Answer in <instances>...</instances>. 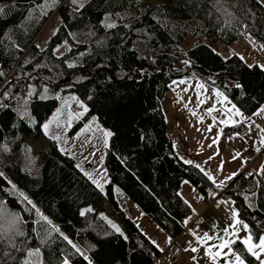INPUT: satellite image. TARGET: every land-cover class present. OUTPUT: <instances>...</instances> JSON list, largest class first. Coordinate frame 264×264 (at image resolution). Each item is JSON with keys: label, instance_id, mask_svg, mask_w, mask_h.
Here are the masks:
<instances>
[{"label": "trees", "instance_id": "trees-1", "mask_svg": "<svg viewBox=\"0 0 264 264\" xmlns=\"http://www.w3.org/2000/svg\"><path fill=\"white\" fill-rule=\"evenodd\" d=\"M54 1L0 0L4 9L0 12V84L10 74L0 94L12 97L5 100L0 95V103L8 105L0 108V137L4 138L0 205L21 219L24 236L13 237L16 247L40 248L32 264H61L62 255L69 256L71 264H86L62 239L63 233L93 264H153L161 252L127 217L114 190H120L166 237L177 240L193 214L179 195L184 183L198 197L215 193L234 202L239 219L250 226L257 241L264 233V175L240 174L224 190L215 187L200 170L175 155L161 101L172 82L199 79L209 90L225 94L246 116L261 108L263 69L237 55L223 59L204 41L186 52L181 44L192 38L229 46L250 37L264 50V7L257 0ZM54 13L60 25L40 50L34 41ZM64 42L70 49L56 56L54 50ZM30 87L40 94L46 87L52 98L28 97ZM68 96L87 108L69 135L93 121L112 133L103 158L108 179L104 193L55 140L43 135V124L59 107L57 98ZM246 131L244 124H236L224 128L223 135ZM30 137H44L46 149L33 155L26 143ZM106 202L123 233L103 215ZM234 247L242 249L239 242ZM5 252L16 260L4 256ZM23 256L0 236V261L17 264ZM246 264L258 262L247 255Z\"/></svg>", "mask_w": 264, "mask_h": 264}, {"label": "rangeland", "instance_id": "rangeland-1", "mask_svg": "<svg viewBox=\"0 0 264 264\" xmlns=\"http://www.w3.org/2000/svg\"><path fill=\"white\" fill-rule=\"evenodd\" d=\"M158 2L159 0L147 1V3L149 4H155ZM53 3L55 4L56 2L54 0H51V4ZM59 25L60 18L56 13H54L48 18L45 25L39 31L34 41L35 46L39 45L38 49H44L50 37L55 33ZM203 41L206 42L209 47L223 59H227L232 55H237L246 64L250 66L258 65L261 69L264 70V50L259 45H257L250 37H245L234 41L229 46H224L217 40H209L207 42L205 40L195 41L192 38H187L181 44V49L182 51L186 52L188 49L192 48L196 44L202 43ZM56 49H59V51H54V54L56 56H61L70 49V44L68 42H64ZM181 64L184 65V63ZM16 93L18 94L17 91ZM42 94L45 97L44 99L52 98V95L46 93ZM57 99L59 100V107L53 113L51 118L43 124L48 125L47 129H44L42 127L43 135L46 138L55 140L58 144L59 149L75 160L77 166H79L78 168L83 174L85 172L91 174L92 179L97 180L100 184V187H97L92 183V180H90L87 176L86 177L101 193H104L105 186L108 183V179L106 177V172L103 166V159L101 158H104L105 149L109 141V136L106 137L104 135V132L109 131L103 127L98 126L96 122L93 121L83 126L74 135H69V131L72 128L73 124L80 118L82 114L86 112L84 110L85 105L74 96L58 97ZM212 102L213 104L220 103L217 98L213 99ZM81 105H83L84 107H81ZM252 115L254 116V114ZM256 116H258L257 118L260 119L259 122L264 121V112H259V114L255 115L253 118H255ZM236 124L244 123L237 122ZM172 135L175 137V132L172 133ZM44 137L38 139L30 137L27 139L26 143L28 144L29 149L33 155H38L46 149L47 144ZM263 161L264 159L261 157V159H259V162H261L262 164ZM101 174H103L102 178ZM114 192L116 200L118 201L120 207L126 213L127 217H129L131 221L135 223L136 227L151 242L156 241L157 243H160L158 241H160L159 239L163 237V239H161L163 242L161 244L162 246L165 242L164 233L150 220L149 217L144 215L131 200L124 197L120 190L115 188ZM179 195H181V197L190 204L193 210L191 219L196 218V216L199 215L203 210V208L200 207L201 210L199 209L200 211L196 212L197 204L193 201L194 196L198 197L196 191L188 183H184L179 191ZM198 198L202 200L201 205L204 208L207 207V205L209 204V199L203 197ZM214 200L216 201V205L211 206V208L209 206L208 212H204V215L202 213L200 221L198 219V225L203 229V233L201 235H197V233L196 235H193L194 230L185 231V233H183L178 238V245L183 252L182 257L179 261H175L173 263L169 262V260L165 258L163 261L165 264H224L223 260H221L220 258L213 260L211 256L206 255L207 245L204 243H198L196 240V236L203 237V234L205 232L209 234L218 233L219 230H222L229 224L233 223L232 213L236 211L233 202L228 199L218 198L217 196L214 198ZM221 201H226V203ZM103 215L107 219H109L113 225L120 229V233H123V227L120 220L118 219L116 213L109 208L107 202L106 209ZM198 218H200V216ZM190 220H188L187 224L190 223ZM237 227L239 228L240 226L238 225ZM246 234L247 233L244 230L240 231L241 237L245 236ZM219 242L220 241L218 240H213L209 243L216 244ZM253 242L258 241L253 240ZM243 247L244 246L242 245V249ZM192 248H196L197 251H191ZM233 248L236 249L234 245ZM215 251L216 249H213V252ZM225 251H227V249H225ZM160 262L161 260H159L157 264H160Z\"/></svg>", "mask_w": 264, "mask_h": 264}, {"label": "crops", "instance_id": "crops-1", "mask_svg": "<svg viewBox=\"0 0 264 264\" xmlns=\"http://www.w3.org/2000/svg\"><path fill=\"white\" fill-rule=\"evenodd\" d=\"M180 80H185L187 83L179 84ZM180 80H176L174 81L176 83L172 82L170 84L169 91L161 101L162 110L167 120L168 136L171 140L173 151L179 160L183 163L185 160H191L193 164L187 165L194 167L196 164H199L217 182L224 180L232 173L242 174L245 161H255L250 167V173H258L262 166L259 159L261 157L264 159V121L259 122L258 116L253 118L255 115L245 116L243 114V116H239L236 114L235 109L229 112V109H232L233 105L229 98L218 90H209L199 79ZM200 85L203 87H199ZM184 89H187V91H184ZM216 93H220L221 95L217 96ZM225 97H227V100H225ZM215 98L220 103L213 104L212 100ZM199 100L205 102L199 104L197 102ZM186 103L187 107H185ZM209 107L213 108L211 115L207 112ZM263 107L264 105L261 108ZM193 110L196 112V115L192 114ZM201 117H203L202 120ZM221 121L225 122L221 123ZM237 122L244 123L247 126V131L244 134L225 137L223 129L234 126ZM210 126L211 131H209ZM174 132L175 137L172 135ZM214 139L217 141L216 143H213ZM221 165L223 166V170L217 171ZM197 169L200 170L199 168ZM202 173L204 174V172ZM232 180L227 181V185L219 189L224 190ZM210 182L212 183V181ZM213 185L215 186V184ZM216 196L209 195V203L214 201L216 205V201L214 200ZM196 198L197 196H194L193 201ZM194 203L197 204L196 212L201 210L200 207L203 208L201 213L196 216H200V221L202 213L204 215L208 212L209 204L204 208L201 205L202 202L198 203L194 201ZM193 230L197 235L203 233V229L199 225ZM161 239L163 237L159 239L160 241L158 242L160 243H157L158 247L154 245L160 252H163L168 237L165 236V242L162 246L163 242ZM176 243L178 245V239ZM182 255L183 252L176 261H179Z\"/></svg>", "mask_w": 264, "mask_h": 264}, {"label": "snow or ice", "instance_id": "snow-or-ice-1", "mask_svg": "<svg viewBox=\"0 0 264 264\" xmlns=\"http://www.w3.org/2000/svg\"><path fill=\"white\" fill-rule=\"evenodd\" d=\"M47 0H41V4L46 3ZM73 4H77V0H72ZM258 3H261V6H264V0H258ZM79 7H83V5H79ZM79 10V8L77 9ZM4 9L0 8V12H3ZM115 25L109 24L108 27H114ZM55 34V33H54ZM37 48H39V45H36ZM54 51H59V49H55ZM184 63H189L188 61H185ZM71 66V65H70ZM0 75H3V73H0ZM176 83V82H174ZM179 84H186L187 81L185 80H180L178 82ZM239 87V85H237ZM199 87H203L200 85ZM184 91H187V89H184ZM43 92H47V88L45 87L43 89ZM3 96L5 100L11 99L12 97L8 93H2L0 94ZM28 97H32L33 95H36L38 99L43 100L45 97L43 94L37 93L35 89H31L27 93ZM217 96L221 95L220 93H216ZM225 100H227V97H225ZM199 104H203L205 101L199 100L197 101ZM25 105L27 104V100H25ZM8 107L7 104L0 103V108H5ZM81 107H84L81 105ZM185 107H187V103L185 104ZM233 109H235V112L239 116H243V113L240 112L238 108H236L235 105H232V109H229V112H231ZM84 110L87 111V108L84 107ZM207 112L209 115L213 112V108L209 107L207 109ZM259 112H264V108H261ZM253 113L254 115L259 114ZM193 115H196V112L193 110L192 112ZM203 117H201V120ZM215 119V117H213ZM225 121H221V123H224ZM44 129H47L48 125L45 124L42 126ZM209 131H211V126L209 127ZM222 131V130H221ZM104 135L111 136V132H104ZM3 137H0V142L3 141ZM217 141L214 139L213 143H216ZM211 147V145H210ZM259 151V149H257ZM103 159V158H101ZM246 162V161H245ZM185 164H193V161L191 160H185ZM79 167V166H77ZM195 167L199 168L204 174L207 176V178L212 181L213 184L217 188L223 187L227 185V181L232 180L238 173H232L231 175L227 176L224 180L217 182L216 179L209 174L205 169L201 168L199 164H196ZM223 166L221 165L220 168L217 169V171H222ZM85 176H87L90 180H92V183L95 184L97 187H100V184L98 183L97 180L92 179V175L85 172ZM101 174V178H102ZM249 176L253 175H264V169H261L258 173H249ZM0 177H4V173L0 172ZM9 184H11V181H8ZM13 188H15V185H12ZM213 196L216 194L213 193ZM21 196L23 197V200L28 204L31 205L32 208H35V204L30 200L27 196H24L21 193ZM187 203V201H185ZM226 203V201H221ZM234 203V202H233ZM38 211V210H37ZM87 211H91V209H87ZM85 212H81V215H84ZM233 216V223L229 224L227 227H225L222 230H219L218 233L214 234H209L205 232L203 234V237L201 236H196V240L198 243H204L207 245L206 249V255L211 256L213 260H216L217 258H220L223 260L224 264H246V256L251 255L254 257L258 264H264V233L260 234L257 237L258 242H253V234L251 232L250 226L247 223H244L239 219V212L234 211L232 213ZM43 219L47 220V217H43ZM0 221H3L4 223L0 224V236L4 237V240H6V245L10 248L15 249L17 252H24V256L22 259H20L17 264H32V257L34 256H39L40 255V248H25V249H20L17 248L14 241L13 237L14 236H24L23 231L20 230V223L21 219L16 216L14 213H9L3 205H0ZM187 220L185 221V223ZM49 224H51V221H48ZM240 226L239 228L237 226ZM113 228L117 232H120V229L113 225ZM56 232L59 233V228L54 229ZM244 230L247 234L243 237L240 236V231ZM8 233H11V235H8ZM62 239L67 242V244L74 250L75 254H78L80 257L83 258L84 261H86V264H93L92 260L89 258V256L85 253L84 250H82L79 246H77L76 243L73 242L72 239H70L68 236L64 235L63 233H60ZM193 235L195 234V231H193ZM213 240H218L220 241L219 243L216 244H211L209 243L210 241ZM241 243L244 247L241 250H236L233 248V245H235L237 242ZM169 242H171V239L169 238ZM153 244H155L157 247L159 246L156 241H152ZM213 249H216L215 252H213ZM227 249V251H225ZM187 250V249H186ZM191 251L195 252L197 251L196 248H192ZM4 256L10 257L12 260H16V257H11L10 252H5ZM0 264H6L5 261H0ZM61 264H71V259L67 255H62L61 257Z\"/></svg>", "mask_w": 264, "mask_h": 264}, {"label": "built area", "instance_id": "built-area-1", "mask_svg": "<svg viewBox=\"0 0 264 264\" xmlns=\"http://www.w3.org/2000/svg\"><path fill=\"white\" fill-rule=\"evenodd\" d=\"M10 76V75H8ZM5 79V81L0 84V87L5 85V83L8 81V77ZM255 163V161H248V162H245L244 164V168H243V172L242 174L246 177H248L249 173H250V167L251 165ZM195 202H198V203H201V199H195L194 200ZM214 206L215 205V202L214 201H211L209 203V206ZM198 217H196L195 219H192L190 220V223L185 227V230H193L197 227L198 225ZM182 254V250L181 248L177 245L176 243V240L175 239H171V242H169V238L167 240V244H166V247L164 249L163 252L160 253L159 257L154 261V263H158L159 260H161L160 264H165L163 261L165 258H167L169 260V262L173 263L175 262Z\"/></svg>", "mask_w": 264, "mask_h": 264}]
</instances>
